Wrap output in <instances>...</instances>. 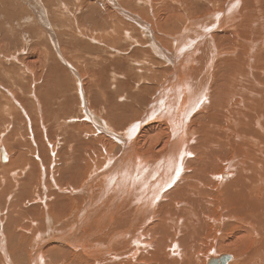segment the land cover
<instances>
[{
  "label": "bare ground",
  "instance_id": "obj_1",
  "mask_svg": "<svg viewBox=\"0 0 264 264\" xmlns=\"http://www.w3.org/2000/svg\"><path fill=\"white\" fill-rule=\"evenodd\" d=\"M147 1L154 10V0ZM109 2L110 8L116 4L115 0ZM161 5L165 8L153 13L156 23L121 11L151 37L152 49L144 51L153 53L150 62L158 61L155 54H159L173 71L159 85L152 107L127 133L113 131L103 122L95 123L107 135L117 136L122 143L117 145L121 154L111 159L102 156L101 164L103 160L100 162L102 158L93 145L92 149L82 146L88 155L97 154L96 161L84 157L87 174H82L79 158L70 159L79 151L72 145L69 151L73 153H61L60 145H54L53 152L46 147L40 154L37 144H32L33 156L42 163L55 154V169L49 167L50 179L61 186L63 177H67L61 190L73 197L84 194L79 211L80 202L74 198L68 203L58 197L46 205L54 197L40 207L43 200L35 199L33 191L28 197H20V189L32 188L41 176L31 175V185L21 182V169L33 162L22 160V153L12 159L6 145L8 164L0 165V188L9 185L14 191L7 198L4 195L9 205L0 212V232L4 233H0V243L4 242L5 249L1 264H107V259L113 264H209L212 256L221 255L233 257L228 264H264V0H170ZM128 27L126 30L136 39L132 43L144 48V36L137 37L132 24ZM167 27L178 35L173 42L167 39L163 44L156 32L165 33ZM113 33L100 38V42L115 37ZM93 40L97 41L96 37ZM164 45L171 47V52ZM140 80L142 85L144 78ZM85 87V83L78 87L84 99ZM140 87L137 90L141 92ZM18 102L29 123H34L33 106L28 109ZM86 125L76 126L84 129ZM44 129L47 131L46 126ZM88 135L93 142L102 138L101 134L97 139ZM110 137L102 138L101 145V151L108 155L114 153L117 141ZM23 195L25 208L27 199L32 198L31 202L38 201L37 210L43 208V213L31 214L26 223L20 219ZM51 206H60L59 217ZM12 212L18 220L12 218ZM23 244L27 256L19 262L12 252ZM208 245L212 251L209 257H203L204 246ZM242 255L247 257L238 263Z\"/></svg>",
  "mask_w": 264,
  "mask_h": 264
},
{
  "label": "rangeland",
  "instance_id": "obj_2",
  "mask_svg": "<svg viewBox=\"0 0 264 264\" xmlns=\"http://www.w3.org/2000/svg\"><path fill=\"white\" fill-rule=\"evenodd\" d=\"M81 1L84 0H0V147L4 144V149L8 152L6 147L8 145L12 159L19 157L18 154L22 153L25 156L22 160L30 159L28 161L33 162V164L30 163L29 168L25 166L23 170L21 169L19 177L21 182L26 181L27 184L31 185L28 178L31 175H35V177L40 175V179L37 178L39 181L32 185V188L28 187L27 190L23 188L24 191L21 188L17 192L21 193L20 197H22V194L28 197V193L33 191L35 199L43 200L41 202L42 206L39 203L40 207H43L48 200L54 197L55 199L46 205L56 202L58 197L60 201L68 203L71 198H74L80 202L77 210L79 211V208L83 207L85 200L82 197L84 194L78 196L79 193H77L73 197L67 191L61 190V186L67 182V177L66 179L63 177L62 183H59L61 186L55 184L56 180L50 179L51 171L49 167L55 169L53 168L56 161L55 154L54 158L52 153L50 157H47L49 161L42 163L35 157L36 155L33 156L35 154L33 153V150H35L33 145L37 144V151H40V154H42V151L44 152L46 147L51 150L53 148L51 146L54 145H60L59 148L61 147V150L59 149V151L61 153H71L72 151H69V148L72 145L76 152L77 149L79 151L77 152L78 155L70 156V159L78 157L80 161L78 166L83 169L82 174H87L86 167H83L84 165L86 166L84 157L96 161L94 157H97V154L90 153L88 155L89 152L84 151L83 147L86 146V149L91 147L90 149H92L93 145V148L97 149V153L100 154L98 157L102 158L100 162L103 157L111 159L121 154V151L118 152V147L122 143L118 141L117 136L113 134L107 135L104 132L105 130L99 125L106 124L111 126L113 131L127 133L129 128L133 127L131 125L137 124L139 122L137 119L139 120L141 116V120L148 109L152 107L151 104L154 98L158 96L156 94H158L159 85L169 79L173 73L169 67L167 68V62L159 54H155V60L158 61L150 62L151 58L149 57L153 53L144 51L145 49L151 51V37L149 38V34L145 29L135 23L134 20L125 17V14L121 12L123 10L129 13L132 12L133 14L130 17L137 15L140 19L142 17L148 22L154 23L155 21L156 23V13H153L156 9L165 8L161 4L168 3L170 0H154L153 3L155 4H151L152 6L155 5L154 10L148 5L147 0H115L116 4L112 5V8H110L112 3L109 0L92 4L88 2L89 0H85L84 3ZM127 1L130 3L127 4ZM151 1H149V4ZM203 13L206 14L205 9H203ZM127 24H132L133 30L136 27L137 37H146H143L144 40L141 39L144 48H139L138 43H132L136 42V39L132 33H128L126 30L131 28ZM169 29L167 27L165 30L166 34L156 32V35H160L158 37L161 38L160 41L163 44L169 39L171 40L168 42H173L174 37L178 35L176 31L170 32L172 30ZM112 32H114L113 35L115 37L110 36L108 40L100 42V38L108 37V34H112ZM166 36L169 37L166 38ZM95 37L97 41L93 40ZM166 47L169 51L172 50L171 47ZM119 75L123 77H119ZM141 77L144 78L142 85L139 84ZM146 77H149L148 81ZM152 77H154V80H152ZM162 77L163 80L160 79ZM80 83H85L86 86L85 99L82 96L83 94L79 95L78 87H80ZM138 86H141L139 88L141 92L137 90ZM150 92L152 93L150 94ZM13 94L15 97H13ZM6 98H12L14 102L16 100L15 104L5 102ZM18 101L25 106L28 105L26 106L28 109L31 108V105L33 106L34 109L31 108V116L34 119V123H29V119L24 116ZM91 111H93V115L96 118L93 119V115L89 114ZM27 122L29 123L28 126L26 125ZM79 123L87 125L84 129H80L76 126ZM95 123H99V125ZM37 124L39 125L38 131ZM44 126L47 127V131H45ZM88 134L95 136L96 139L97 135L99 136L100 134L99 138L102 137L104 139H108V137L111 139L112 137L110 136L116 137L117 141L114 144H116L117 149L115 148L114 153L108 155L107 152L101 151L103 139L93 142L92 139H89ZM103 134H105V137ZM6 140L7 143L9 142L8 144L5 143ZM113 140L115 142V139ZM40 143L44 144V147L40 146ZM51 151L53 152V149ZM65 158L66 156L62 155V159L65 160ZM65 163V161L61 163L62 167H60L62 169H64ZM90 163L92 164L91 161ZM102 163H104V160ZM7 164L8 161L4 164L0 162V165L3 166ZM17 166H20L19 163H17ZM31 166L34 169L33 167L30 168ZM0 175H2V172H0ZM73 180L80 182L77 179ZM13 191L9 185L8 187L3 185L0 188L2 202H5H0V212L1 208H3L4 212L8 208L6 205H9V202L6 201V198ZM17 192L13 194V198L17 196ZM24 199H26V196L23 197V201L19 198L18 201L20 200V203H16L21 204L24 208V213L20 217L21 220H29L31 214V217H33L34 215H39L38 213H43V208L41 210L36 209L38 201L31 202L30 200L33 198L27 199L29 202H26L28 206L25 208ZM52 208L56 216L59 217L60 211L58 212V210H60V206ZM37 211L38 213H36ZM44 212H47V210ZM11 215L13 219L18 220L16 213L12 212ZM9 222L11 223L12 221L10 220ZM20 225L22 224L20 223ZM20 230L19 228L18 231ZM3 246L4 242L0 243V264L5 254ZM209 246H204L205 254L203 257L205 255L208 256L212 251ZM25 248L26 244H23L15 252H12L13 256L18 257L19 262L21 258L27 256ZM246 257L247 255H242L238 263L246 259ZM71 261H75V259ZM105 262L107 264L114 263V261L109 259Z\"/></svg>",
  "mask_w": 264,
  "mask_h": 264
},
{
  "label": "water",
  "instance_id": "obj_3",
  "mask_svg": "<svg viewBox=\"0 0 264 264\" xmlns=\"http://www.w3.org/2000/svg\"><path fill=\"white\" fill-rule=\"evenodd\" d=\"M0 153H1V162L7 163L8 158L6 155V152L4 150V148L0 147ZM214 256L211 257V259L209 260V264H228L229 261H232L233 257L229 256V255H221L220 257L217 258H213Z\"/></svg>",
  "mask_w": 264,
  "mask_h": 264
}]
</instances>
